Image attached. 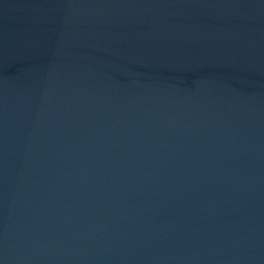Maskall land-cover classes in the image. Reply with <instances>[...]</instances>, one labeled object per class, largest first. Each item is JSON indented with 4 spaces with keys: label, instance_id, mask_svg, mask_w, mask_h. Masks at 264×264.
<instances>
[{
    "label": "water",
    "instance_id": "water-1",
    "mask_svg": "<svg viewBox=\"0 0 264 264\" xmlns=\"http://www.w3.org/2000/svg\"><path fill=\"white\" fill-rule=\"evenodd\" d=\"M0 264H264V0H0Z\"/></svg>",
    "mask_w": 264,
    "mask_h": 264
}]
</instances>
